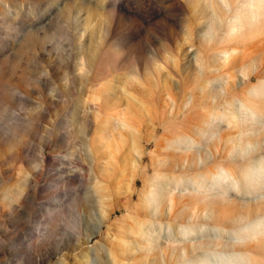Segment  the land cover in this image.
<instances>
[{
	"label": "rangeland",
	"instance_id": "1",
	"mask_svg": "<svg viewBox=\"0 0 264 264\" xmlns=\"http://www.w3.org/2000/svg\"><path fill=\"white\" fill-rule=\"evenodd\" d=\"M251 5L0 0V264L189 262L164 236L187 208L199 219L212 205L197 191L181 193L180 181L209 164L240 171L264 157L263 149L248 158L240 143L254 131L239 102L264 114V36ZM205 120L214 126L203 136L209 156L224 149L226 157L189 167L195 143L177 146L173 134L195 141ZM218 122L223 144L213 143ZM258 186L254 199L231 192L211 204L231 203L232 214L243 204L264 208V181ZM262 216L222 226L225 236ZM204 225L199 234L211 235ZM234 239L264 264V233Z\"/></svg>",
	"mask_w": 264,
	"mask_h": 264
},
{
	"label": "bare ground",
	"instance_id": "2",
	"mask_svg": "<svg viewBox=\"0 0 264 264\" xmlns=\"http://www.w3.org/2000/svg\"><path fill=\"white\" fill-rule=\"evenodd\" d=\"M260 2L263 3L264 0H249V3L253 6L251 11L255 18L253 19L256 23L255 27L258 29L257 34L264 36V31H261V29L264 28V19H262L261 15L263 13L260 10V5H258ZM240 24L242 25L241 21ZM231 62L234 64L236 59L234 58ZM248 75L249 79L253 78L252 73L249 72ZM256 91H258V89L255 87V92ZM238 106L241 122L243 121V123H245L244 125L248 126L246 129H253L254 131L253 133L242 132L240 143L242 142V148L246 149L245 156H248V158H254L257 153L264 149V131L257 127V124H259L260 127L264 125V120L262 119L264 114L262 115L258 111L256 105L251 104L248 100H241L237 107ZM217 124L219 127L218 131H216V136L213 138V143L223 144L226 142V136L224 130L221 128V122H218ZM196 127H198L199 137L198 139H195V141L188 131L173 134V142L177 146H185L186 149H189L191 143H195V148L193 147L194 150L192 152L193 158H191L192 160L189 162V167H191V163L194 166H203L208 163L210 159L214 162L217 160L221 161V158L215 157L217 155L215 150L210 151L211 156H209L208 150L206 149L211 142L203 139L204 135H212L214 132V126L211 120H205L203 123H198ZM212 136H214V134ZM202 144H204L203 147L201 146ZM218 149L221 151L220 148ZM224 151L225 150L223 149V151L217 156L225 158L226 153ZM190 156L191 154L188 153L185 157ZM214 165L215 164L207 165L209 171L204 170L200 172L198 176H191L184 181H180V183L183 184L181 193L185 192L187 189H191L197 191L200 195H203L202 201L208 198V202L212 205L211 207H208V215L203 216L202 214H199V219H196V212L189 213L187 208L184 212H181V214L178 215L179 218L177 219V222L179 224L176 225L171 233H168L164 237L169 243H171L170 246H174L177 253L174 257L181 260H189L186 264H221L220 262H227L228 264H262L261 259L255 254L248 251H240L244 247L243 241L245 240L236 241L234 237H246L247 235L253 236L256 235V233H261L262 235V233H264V216L254 219L250 224H244L237 230L227 229L229 232L227 236L224 234L225 229H223V227H230L233 224L239 225L246 222L251 218L250 216L260 214V211H263L264 208H256L260 204L253 207L243 204L241 211L232 214L226 208L227 206L232 205L231 203H225L221 206H213L211 203H216V198L219 196L225 197L231 195V192L235 194V197H239L243 200L254 199L253 197H250L249 194L254 193L260 188L258 186L259 180L264 181V157L255 160L250 159L247 166L243 169L240 168V171L235 167L227 168L225 165H219L214 170ZM176 190L177 188H175V191ZM173 191L171 193H173ZM170 200L172 202L171 206H173L176 203V196L171 194ZM223 201H227V199ZM204 209H202V211H204ZM196 222H199V224ZM204 223V226L206 227L204 232L210 231L211 229V235L209 232L207 234H199L198 226L201 227ZM207 224H211L212 226L210 225L208 227ZM194 232L196 233L194 234ZM158 235L160 237V233H158ZM214 237H226V242L222 244H214ZM213 245L233 250V252H227V250L224 252L212 251L211 248ZM163 256L167 262L173 257L166 252H164Z\"/></svg>",
	"mask_w": 264,
	"mask_h": 264
}]
</instances>
